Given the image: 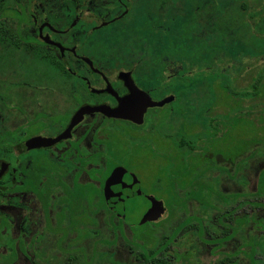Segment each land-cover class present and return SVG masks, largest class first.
<instances>
[{"label":"flooded vegetation","instance_id":"1","mask_svg":"<svg viewBox=\"0 0 264 264\" xmlns=\"http://www.w3.org/2000/svg\"><path fill=\"white\" fill-rule=\"evenodd\" d=\"M135 2L145 6L148 14L145 27L148 30L156 27L161 34L167 32L166 24H173L175 22L170 21L182 18L183 5L190 7L192 11L186 24L195 25L194 30H197V25L203 24L206 38L213 30L214 15H225L218 9L225 11V8L236 3L230 1L231 4L224 6L223 1L219 0H173L175 18L169 19L166 12L160 10L165 8L168 0H26V3L14 0L16 36L30 42L31 54L36 61L44 64L42 68L55 72L62 79V85L58 87L60 91L66 93L63 87L73 83L72 100L77 107L72 113L65 111L49 115L48 99L37 112L33 108H23L24 101L30 105L38 104L41 99L37 97L40 94L38 89L48 91L41 82L31 84L34 85V96L18 98V114L20 117L26 115L27 119L15 130L0 137V264H16L21 255L27 259L25 264H41L40 259L49 264L53 261L49 251L66 255L69 264H93L98 258L118 264L120 261L116 253L107 251V247L100 250L99 245L111 247L120 238L128 243L131 255L136 253V261L151 264L147 262L148 254L142 255L145 251L139 245L145 241L141 239L157 237L159 246L160 241L169 239L176 229L178 235L170 250L162 248L170 264H197L205 254L212 256L208 264H264V240L259 241L255 256L246 255L244 239L251 232L257 237L264 235V226H244L246 209L239 207L245 202L244 198L231 204L239 208L232 212L230 218L223 214L232 207L223 202L220 206L225 211L198 209L195 201L187 204L188 209H182L178 206L182 200L177 195L174 197L178 202L171 208L165 198L170 195L160 179L157 183L161 198L144 192L140 187V179L129 166L138 145H130L133 141L127 137L134 138L131 130L154 123L158 116L157 108L160 107H149L142 125L109 118L97 112L87 113L67 137L48 146H27L36 138L56 140L61 137L75 114L84 106L107 105L111 109L117 108L120 99L132 94L131 89L137 95L136 103H146L147 96L154 102L165 99L166 83L177 73L174 72L166 80L164 74L168 66H153L159 76L151 83L147 73L153 67L141 64V56L134 65H125L122 59L123 64H112L116 58L111 54L114 51L110 42L116 36L108 31L132 16ZM153 2L160 8L159 11L155 8L151 10ZM215 3L219 4L218 9ZM6 6V0H2L1 22L6 16ZM166 19L169 21L166 22ZM22 25L29 26L30 32H23ZM189 38L205 40V37L197 35ZM168 94L166 98L173 99L168 103L171 104L176 98L171 92ZM31 115L33 118L29 119ZM52 128L55 129L49 132ZM196 131L190 130L188 139L191 140L188 143L186 137L180 136L178 147L191 149L193 154L196 148L203 145L202 139L193 140ZM172 137L171 134L167 135V138ZM8 141L13 144L7 145ZM212 156L210 151L205 154L206 158L211 157V164L226 165ZM210 162L204 160L203 164ZM217 173L219 176L220 171ZM224 175L219 176L220 182ZM137 197L146 200L143 208L138 210L142 216L151 204L150 197L162 201L165 208L157 221L141 225L148 227V233L140 237L135 235L130 221L135 209L128 205ZM258 201L263 203L264 199ZM120 208H124V211L120 212ZM249 213L257 214L258 220H264V209L250 210ZM141 218L136 223L139 224ZM42 222L43 226L39 228ZM100 222L108 230L109 239L106 236L93 241L91 254L88 255L85 244L100 237ZM118 227L121 228L120 233ZM231 233L233 235L229 236ZM50 236L54 237L52 247L46 241ZM136 238L137 243L133 242ZM45 241L44 256L40 246Z\"/></svg>","mask_w":264,"mask_h":264},{"label":"rangeland","instance_id":"2","mask_svg":"<svg viewBox=\"0 0 264 264\" xmlns=\"http://www.w3.org/2000/svg\"><path fill=\"white\" fill-rule=\"evenodd\" d=\"M172 1L168 0L164 9H160L153 2L150 6L151 10L160 9L166 12L167 18H175ZM219 1H223L226 6L231 0ZM23 2L26 3V0ZM231 2H236L232 5L235 9L231 6L225 8V11L218 9L220 7L218 3L214 4L215 8L225 15H214L213 30L207 34V38L203 24L197 25V30H194L195 25L186 24L192 10L185 5L181 19L170 21L175 22L170 25L165 23L167 32L164 34H161L156 27H151V30L145 27L147 11L143 4L136 2L133 3L132 16L108 31L116 36L115 40L110 42L114 51L111 54L116 58L112 64L121 65L123 63L120 59H122L125 65H134L141 56V64H150L152 67L168 66L164 74L166 80L177 72L176 77L167 81L166 86L170 90L165 89L164 94L166 98L171 92L176 98L174 102L157 108L158 116L154 123L141 129L131 130L134 138L127 137L133 141L130 145H138L134 149L133 159L129 162L130 168L140 179V187L143 191L152 193L158 198L162 197L158 190L159 179L168 192L172 188V175L185 166L194 170L199 177L204 171L203 161L210 162L211 157L209 159L205 157L209 151L215 160L223 165L226 164L224 167H229L231 164L237 169L245 168L236 179H231L228 175L222 177L221 185L225 192H243L247 188L255 192L257 189L258 175L264 170V80L259 84L257 91L254 90V85L264 70V0ZM6 5V16L2 20L12 30H17L14 0H6ZM168 21L166 19V22ZM21 28L23 32H30L29 26L22 25ZM193 35L205 37V40L189 38ZM218 58H222V61ZM43 65L36 61L24 46L16 50L11 46L0 45V137L8 131L15 130L27 119L26 115L20 117L18 114L17 106L20 102L18 98L34 96V85L31 84L35 82L43 83L42 86L48 91L45 88L38 89L40 94L37 97L41 98L38 104L30 105L24 101L23 108H33L37 112L49 99L47 105L49 115L65 111L72 113L76 109L77 104L72 100L75 89L73 83L63 87L66 93L60 91L58 87L62 85V79L55 72L42 68ZM147 75L151 83L159 76L154 67ZM28 118H33V115ZM191 129L197 130L193 140L199 138L203 142L193 154L188 148L178 147L182 136L187 138V143L190 142L191 139L188 138ZM168 134L174 137L167 138ZM213 166L218 167V165ZM186 167L181 169L178 175H182ZM219 170L226 172L222 168ZM218 185V179H213L212 190L219 189ZM246 196L251 195L247 192ZM165 198L167 204L173 202L172 196ZM129 202L130 208L135 209L130 215L132 230L137 237L147 235L148 227L136 223L142 216L138 210L143 208L146 200L144 197H137ZM246 221L256 227L264 226L262 219L256 222L250 217ZM42 224L43 222L40 223L39 228L43 226ZM99 227L100 237L91 239L85 244L88 255L91 254L93 241L108 237L109 232L102 222ZM53 239V236L47 238L49 247H52ZM256 239L255 235H250L244 239V245L252 246L256 243ZM46 241L40 246L44 256ZM99 246L100 250H105L107 247V251L115 252L116 258L121 262L118 264H141L135 259L136 253L131 255L128 243L122 238L111 247L103 244ZM48 254L53 256V261L49 264H69L66 262V255L58 251L53 253L49 251ZM210 257L212 256L205 254L199 263H196L208 264L212 259ZM38 261L47 264L42 259ZM25 263L27 259L21 255L16 264ZM93 264L111 263L106 259L98 258Z\"/></svg>","mask_w":264,"mask_h":264},{"label":"trees","instance_id":"3","mask_svg":"<svg viewBox=\"0 0 264 264\" xmlns=\"http://www.w3.org/2000/svg\"><path fill=\"white\" fill-rule=\"evenodd\" d=\"M1 1L2 0H0V2ZM231 1H234V0H231ZM17 33H18L17 30H12L6 23L0 21V45L11 46L16 50H19L22 48V46H24L25 50L31 53L30 47H29L30 42H24V40H21L19 37L16 36ZM43 59H45V61L48 62L46 58L43 57ZM218 59L222 61V58H218ZM50 64H52V62ZM263 80H264V70L261 73V75L258 77V79L256 80V83L254 85L255 91H257V89L260 86L259 84H261ZM166 90L169 91L170 90L169 87ZM12 144H13L12 141L7 142V145H12ZM189 150L191 153V149ZM10 152L11 150H9L8 154H10ZM213 165L215 164L214 163L211 164V162L203 164L202 170L204 171L201 172V175L199 177L196 176V173L194 172V170L186 166H185L186 170H184V172L182 171L183 173L182 175H178V172L185 167L179 169L175 175H172L173 177L172 178L173 180L171 183L172 188L170 191L166 192L168 193V195L172 196V199H173V202H169V206L171 208L175 207L174 204L178 202L175 197L178 195L180 196L182 200L180 202L181 205L179 203L178 206L181 207L182 209H188L189 207L187 204L190 203L191 201H195L194 205H196L195 207H197L198 209L202 208L205 210L213 209V210L225 211V209L220 206L221 202L231 206V204L236 202L238 199L244 198L245 202L241 203L239 206V207H245L246 209L245 216H244V223H243L244 226H249V222L247 223L246 219L250 217L258 221L257 214L249 213V211L250 210L254 211L255 209H259V208L264 209V202L261 203L258 201V199H264V170L261 171V173L259 174L258 182H257V189L255 192H251L247 188L246 191H243L239 194L237 192H225L222 189V186L220 184L221 182H220L219 176L222 173H225L231 179H236L239 172H241V170L245 168L240 167L237 169L236 167L231 166V164L229 167H222V166L215 167ZM218 168L219 169L222 168L226 172H224L223 170H222L223 172H221V170H219ZM217 171H220L219 176L215 175ZM213 179H218L219 181V185H218L219 189H217L216 191L212 190ZM197 191L200 193V196H198L199 193L196 194ZM247 192L251 196L247 197L246 196ZM239 207L238 206L232 207L230 210L227 211V213H224L223 215H228L231 218L232 212L237 210ZM120 231H121V228L118 227V232L120 233ZM177 235H178V229L174 231L173 235L169 239L167 240L163 239L162 241H160L161 244L159 246H157V237H154L153 239H147V240L141 239V241H145V243L143 245L140 244L139 247H141L145 251L142 254L143 256H146V253L148 254L147 262H150L151 264H170V262L166 259L167 254H165L162 248L166 247V249L170 250L169 247L174 242V239H176ZM232 235L233 233L229 234V236H232ZM250 235L256 236V234H254L253 232H251ZM260 240H264L263 234L260 237H257L256 243L254 245L252 246L245 245L247 256L249 257L255 256L256 248L259 245ZM137 241L138 239L136 238L133 242L137 243ZM168 250H165V251L168 252Z\"/></svg>","mask_w":264,"mask_h":264},{"label":"water","instance_id":"4","mask_svg":"<svg viewBox=\"0 0 264 264\" xmlns=\"http://www.w3.org/2000/svg\"><path fill=\"white\" fill-rule=\"evenodd\" d=\"M132 90V94L119 100V106L115 109H111L107 105H101L96 107L84 106L82 107L73 117L69 128L66 133L56 140H47L43 138H36L30 141L27 146L29 148L48 146L55 141H58L64 137H67L70 130L79 123L83 116L87 113H101L109 118H117L131 121L137 125H142L144 123V115L149 107H163L164 105L170 103L173 99L171 97L165 98L161 101L154 102L149 96L146 97V103H136V96ZM108 92V91H105ZM140 192V191H137ZM151 204L147 211L143 214L139 224L143 225L147 222L157 221L161 215L164 213V205L162 201L156 200L154 197H150ZM124 208H120V212H123Z\"/></svg>","mask_w":264,"mask_h":264}]
</instances>
